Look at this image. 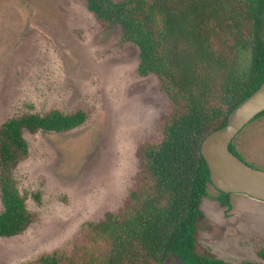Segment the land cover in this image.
I'll list each match as a JSON object with an SVG mask.
<instances>
[{"label":"rangeland","instance_id":"rangeland-1","mask_svg":"<svg viewBox=\"0 0 264 264\" xmlns=\"http://www.w3.org/2000/svg\"><path fill=\"white\" fill-rule=\"evenodd\" d=\"M260 35L264 42V17ZM139 60L137 45L123 42L118 26L98 25L84 0H0V124L55 107L89 112L68 132H25L30 154L15 177L37 218L22 234L0 238V264L69 246L88 222L123 203L138 168V144L169 110L156 76L138 74ZM233 144L247 164L264 170V115ZM208 192L201 203L203 249L234 263H264L258 254L264 201L232 193L225 212L215 186ZM167 264L183 263L174 256Z\"/></svg>","mask_w":264,"mask_h":264},{"label":"trees","instance_id":"trees-1","mask_svg":"<svg viewBox=\"0 0 264 264\" xmlns=\"http://www.w3.org/2000/svg\"><path fill=\"white\" fill-rule=\"evenodd\" d=\"M84 1L98 25L118 26L121 40L137 45V72L156 76L169 110L138 144L123 203L88 222L69 246L19 264H167L174 256L183 264H264L224 260L199 241L207 221L201 203L212 184L200 147L264 82V0ZM88 118L85 107H55L0 124V238L22 234L37 218L15 177L30 154L25 132H68ZM230 150L240 156L233 142ZM218 192L214 199L229 212L231 193ZM258 254L264 259V248Z\"/></svg>","mask_w":264,"mask_h":264},{"label":"water","instance_id":"water-1","mask_svg":"<svg viewBox=\"0 0 264 264\" xmlns=\"http://www.w3.org/2000/svg\"><path fill=\"white\" fill-rule=\"evenodd\" d=\"M263 111L264 82L233 108L222 127L203 140L201 154L216 189L231 194L243 193L264 201V170L247 164L230 150L237 135Z\"/></svg>","mask_w":264,"mask_h":264}]
</instances>
